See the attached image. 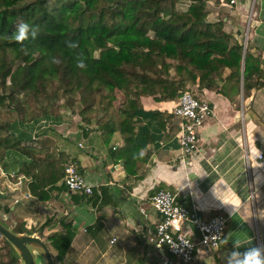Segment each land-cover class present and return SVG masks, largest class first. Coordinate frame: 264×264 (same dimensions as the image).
I'll list each match as a JSON object with an SVG mask.
<instances>
[{"label":"crops","instance_id":"obj_1","mask_svg":"<svg viewBox=\"0 0 264 264\" xmlns=\"http://www.w3.org/2000/svg\"><path fill=\"white\" fill-rule=\"evenodd\" d=\"M231 1L207 0L204 11L191 9L189 0L179 5L192 14L193 23H223L224 32L244 45L245 54L248 50L259 60L261 70L248 91L245 60L238 90L235 82L227 81L229 69L210 89L188 87L208 101L214 113L201 130L200 149L192 158L183 156L178 132L169 140L163 128L180 131L173 115L179 98H141L134 137L137 145L146 147L137 157L129 153L121 132L107 141L98 127L84 125L71 111L18 124L14 133L23 146L39 151L53 146L64 157V165L77 163L94 195L71 194L62 179L49 189L47 201L39 200L30 194V178L14 179L32 159L10 151L0 166V221L18 235L40 237L55 264H183L154 241L159 216L150 199L169 189L200 219L228 217L221 248L210 255L199 251L191 264H229L234 239L241 241L240 251L264 248V158L259 159L264 155V0H236L233 5ZM224 86L228 96L222 92ZM154 113L162 115L155 118ZM130 145L133 148L134 143ZM69 226L74 237L60 263L51 238L65 236Z\"/></svg>","mask_w":264,"mask_h":264},{"label":"trees","instance_id":"obj_2","mask_svg":"<svg viewBox=\"0 0 264 264\" xmlns=\"http://www.w3.org/2000/svg\"><path fill=\"white\" fill-rule=\"evenodd\" d=\"M181 1L0 0V163L10 151L32 159L14 177L31 179V195L50 198L49 189L64 178L65 160L53 146L47 151L23 146L14 133L18 124L71 111L84 125L98 127L107 141L121 132L137 157L146 147L134 137L142 97L178 99L188 87L210 89L226 69L231 71L227 81L238 90L244 60V88L251 89L261 75L259 60L248 50L245 54L223 23L191 22L192 14L179 9ZM189 1L195 11L206 9L207 0ZM21 22L35 36L17 39ZM81 61L83 68L77 66ZM117 91L125 98L118 107ZM222 92L228 96L225 86ZM30 99L38 102L37 111L29 107ZM3 113L11 120L3 121ZM163 128L169 140L179 134L175 127ZM66 230L65 236L51 238L60 263L74 237L70 226ZM9 256V264L19 261Z\"/></svg>","mask_w":264,"mask_h":264},{"label":"built area","instance_id":"obj_3","mask_svg":"<svg viewBox=\"0 0 264 264\" xmlns=\"http://www.w3.org/2000/svg\"><path fill=\"white\" fill-rule=\"evenodd\" d=\"M235 3L236 0L231 1L232 5ZM213 114L211 104L191 89L178 99L173 115L178 120L180 131L177 140L184 157L192 158L198 152L201 130ZM263 158L264 155H259L260 160ZM63 174L69 193L88 198L94 195V187L81 174L77 163H66ZM150 204L159 216L154 232L155 244L159 249L167 250L178 262L191 264L199 251L210 255L221 248L228 225L225 215L200 219L195 210L179 201L178 194L169 189L159 190L151 197ZM116 242L114 239L112 244Z\"/></svg>","mask_w":264,"mask_h":264},{"label":"water","instance_id":"obj_4","mask_svg":"<svg viewBox=\"0 0 264 264\" xmlns=\"http://www.w3.org/2000/svg\"><path fill=\"white\" fill-rule=\"evenodd\" d=\"M0 235L14 248L22 264H55L48 245L40 237L30 234L18 235L1 221Z\"/></svg>","mask_w":264,"mask_h":264},{"label":"clouds","instance_id":"obj_5","mask_svg":"<svg viewBox=\"0 0 264 264\" xmlns=\"http://www.w3.org/2000/svg\"><path fill=\"white\" fill-rule=\"evenodd\" d=\"M17 39L25 38L29 33L35 36L36 32L34 29H30L27 23L21 22L17 28ZM80 68L85 67L84 63L81 61L77 65ZM251 241V238H248ZM235 249L229 258V264H264V248L248 246L244 251H240L241 241L234 239ZM245 245L247 244L245 242Z\"/></svg>","mask_w":264,"mask_h":264},{"label":"rangeland","instance_id":"obj_6","mask_svg":"<svg viewBox=\"0 0 264 264\" xmlns=\"http://www.w3.org/2000/svg\"><path fill=\"white\" fill-rule=\"evenodd\" d=\"M183 7H180V10ZM98 55V54H97ZM116 96H117V102H116V106H118L120 103H122V101H124V95L120 92H116ZM30 108L34 109L35 111L38 110V102H36L33 99H30ZM64 103V101L61 102V105ZM92 114V113H91ZM2 120L6 121V120H11V116L9 114H2ZM0 166L2 167V163H0ZM9 252H11L14 256H17V252L14 250V248L0 235V264H9L11 261V258L9 256ZM43 255V253H42ZM18 257V256H17ZM45 261V259H43ZM21 261H18L16 264H20ZM46 264V262L44 263Z\"/></svg>","mask_w":264,"mask_h":264}]
</instances>
